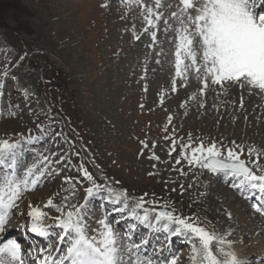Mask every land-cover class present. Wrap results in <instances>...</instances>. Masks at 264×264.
<instances>
[{
    "label": "rangeland",
    "instance_id": "rangeland-1",
    "mask_svg": "<svg viewBox=\"0 0 264 264\" xmlns=\"http://www.w3.org/2000/svg\"><path fill=\"white\" fill-rule=\"evenodd\" d=\"M144 5L162 14L157 28L145 21ZM179 8L180 0H162L159 8L155 0H0V140L19 144L18 176L33 164L44 170L39 185L17 201L11 225L31 223L32 205L48 213L44 222L51 226L50 234H56L46 242L53 246L27 249L26 263L40 264L59 247L55 243L62 230L55 218L61 213L45 207L48 199L65 211L86 203L85 190L93 185L81 165L95 183L127 193L128 209L123 199L116 203L103 191L87 198L83 211L90 235L97 234L101 219L111 225L125 264L139 255L128 247L150 235L148 224L142 226L130 216L141 197L150 202L146 207L175 209L177 215L195 218L231 241V249L223 246L225 251L241 252L244 264L264 256V222L251 220L259 214L249 209L234 181L189 165L181 156L182 145L216 143L225 155L229 148L243 149L241 159L246 161H256L261 153L264 165V96L235 84L226 92L209 85L201 94L203 85L195 71L187 79L176 77L179 21L172 13ZM164 20L171 26L167 31ZM250 148L256 152L249 155ZM7 170H2L4 175ZM4 175L0 172V184ZM156 237L149 236L148 248L140 245L147 253L145 262H189L188 238L177 235L181 242L173 238L168 249L167 241ZM61 245L64 251L67 239Z\"/></svg>",
    "mask_w": 264,
    "mask_h": 264
},
{
    "label": "snow or ice",
    "instance_id": "snow-or-ice-1",
    "mask_svg": "<svg viewBox=\"0 0 264 264\" xmlns=\"http://www.w3.org/2000/svg\"><path fill=\"white\" fill-rule=\"evenodd\" d=\"M130 2L139 4L141 0ZM161 4L162 0H155L157 8ZM144 7V19L149 28H157L162 14L154 13L153 8L146 5ZM172 17L179 21L174 40L176 77L187 79V74L195 71L197 79L203 85L199 89L201 94H204L209 85H219L226 92L227 86L234 84L264 93V0H180L179 11L173 12ZM164 24L167 31L171 26L167 20H164ZM151 37L153 41L156 40L155 31L151 32ZM172 90H176L175 80ZM174 146L175 141L173 150ZM18 147V143L0 140V165L10 169L0 184V232L4 231L12 210L18 207L17 201L25 192L34 190L44 176V170L35 164L27 168L22 177L16 174ZM248 151L251 155L256 149L250 148ZM242 154L243 149L237 152L229 148L225 155L216 143L207 147L202 142L196 147L189 143L181 148V156L189 165H197L214 174L229 177L234 181L233 187L239 188L242 193L259 192L262 194L261 198H264V165L259 162L261 153H257L256 161L241 159ZM151 158L159 159L155 155ZM44 159L47 160L48 157ZM180 162V159L176 160L177 164ZM250 163L252 167L249 166ZM80 171L93 185L85 190L86 203L87 198H91L94 192L106 191L109 199H114L116 203L123 199L124 208L128 209L126 192L115 193L112 188L95 183L92 175L82 165ZM86 203L79 206L70 205L69 210L65 211L55 205L51 198L48 199L45 207H56L61 213L55 218V226L62 230V234H57L58 242L63 243L67 239V247L63 255L58 258L46 255L40 264H125L119 245L120 238L106 219L99 221L101 228L96 235L89 234L90 229L83 216ZM149 203L143 197L136 199L130 216L149 226L155 221L164 231L188 238L192 243V264H242L234 251H225L223 247L227 245L231 249V241H226L224 237L207 230L195 218L177 215L175 209H168L167 206H164L163 210L146 207ZM29 207L28 216L32 221L30 231L39 236H47L51 226L46 225L44 221L48 213L40 207ZM253 208L264 215V204H254ZM133 248L139 250L140 245L133 243L127 251L130 252ZM0 264H26L21 255V246L16 241L9 240L0 245ZM129 264L153 262L151 259L145 262L137 258ZM167 264H176V258Z\"/></svg>",
    "mask_w": 264,
    "mask_h": 264
},
{
    "label": "bare ground",
    "instance_id": "bare-ground-1",
    "mask_svg": "<svg viewBox=\"0 0 264 264\" xmlns=\"http://www.w3.org/2000/svg\"><path fill=\"white\" fill-rule=\"evenodd\" d=\"M232 103H233V101H232ZM224 106V105H223ZM219 115V114H218ZM264 118V117H263ZM259 127V126H258ZM260 130V129H259ZM258 132V131H257ZM245 133V132H244ZM264 146V145H263ZM264 150V149H263ZM212 175V174H211ZM214 177H216V176H214ZM216 178H218V177H216ZM222 191V190H221ZM251 193V192H250ZM211 194V193H210ZM235 196V195H234ZM234 196H233V198H234ZM236 197H238V196H236ZM235 199V198H234ZM237 199V198H236ZM120 213H122L123 212V210H120L119 211ZM262 218L261 217H258V216H251V220H253V221H258V220H261ZM11 221H8V223L5 225V227H4V233H6L8 230H12V225H11V223H10ZM32 223V222H31ZM31 223H30V226H29V228L31 227ZM139 224H141V223H139ZM142 226H144L143 224H141ZM58 229V228H57ZM57 229H56V231H57ZM1 234H3V232H0V236H1ZM169 234H171V235H173L172 234V232L171 231H169ZM175 236V235H174ZM49 238L50 237H48L47 238V240H46V242L49 240ZM162 240V239H161ZM158 243V242H157ZM147 245H149L148 243L145 245V247L146 248H148V246ZM150 245H152V244H150ZM143 245H141V247H142ZM151 248V247H150ZM168 249H171V248H169L168 247ZM150 251V250H149ZM170 251V250H169ZM23 251H21V253H22ZM163 253H165L164 251H163ZM166 253H167V248H166ZM236 254H237V256L239 257V259L241 260L242 258H244V257H241V256H243L242 254H241V252H235ZM158 254V253H157ZM156 255V254H155ZM178 258H180V257H178ZM177 258V259H178ZM179 260V259H178ZM187 264H192V261H191V256L189 257V262L187 263Z\"/></svg>",
    "mask_w": 264,
    "mask_h": 264
}]
</instances>
